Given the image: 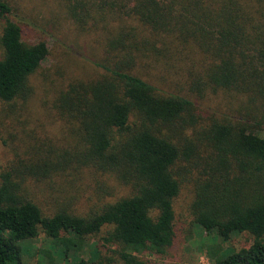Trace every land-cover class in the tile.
I'll list each match as a JSON object with an SVG mask.
<instances>
[{"label": "trees", "instance_id": "16d2710c", "mask_svg": "<svg viewBox=\"0 0 264 264\" xmlns=\"http://www.w3.org/2000/svg\"><path fill=\"white\" fill-rule=\"evenodd\" d=\"M31 1L0 0V102L18 114L49 54V34L24 38L19 16L32 14ZM54 1L86 36L96 73L51 82L68 144L0 173V264H23L41 233L76 264H154L141 255L174 244L185 185L193 223L215 235L212 263L264 264V0ZM85 169L100 193L116 183L125 193L79 211L67 187L76 191ZM57 178L66 187L40 202L31 179ZM101 232L116 259L97 248L77 257ZM235 234L247 244L223 246Z\"/></svg>", "mask_w": 264, "mask_h": 264}, {"label": "rangeland", "instance_id": "374dc122", "mask_svg": "<svg viewBox=\"0 0 264 264\" xmlns=\"http://www.w3.org/2000/svg\"><path fill=\"white\" fill-rule=\"evenodd\" d=\"M31 2L32 5H35L32 14L21 13L19 16L24 23V38L34 41L40 34L39 30L44 35L49 34V36H44L48 43L49 54L42 63L41 71L31 78L33 95L30 98V106L23 114L10 112L9 106L0 102V173L11 167L16 170L25 164H36L46 154L43 152L51 148V145L68 144L69 134L66 123L55 113L54 109L50 108L57 93L51 82L53 80L55 83H65L68 78L75 76L77 78H93L92 76L96 73L94 67L87 60L89 52H87V46L82 39L86 36L62 16L59 12V9H62L56 5V2L53 0H32ZM26 22H29V25ZM57 23L58 25H56ZM54 24L58 28H55ZM220 100L223 101L222 95L212 96L208 103L215 106ZM90 172L85 169L84 174L76 178L74 183L76 191L67 187L70 194L74 193L79 196L73 204L79 211H88L125 193L123 185L114 184L113 181H109L110 184L115 185L111 193H100L95 183L99 179H96ZM31 180L30 187L37 190L36 198L41 200L40 202L55 193L56 189H49L52 185L57 188L66 187V183L59 178L53 180L51 185L39 184L33 179ZM34 182L39 185L36 187ZM187 188V185L183 187L175 203L176 238L174 244L164 255H141L144 260L154 264H213L205 251L206 246L211 244L215 235H206L201 227L193 223L192 217L186 210L190 197ZM104 235L105 233L101 232L97 236L89 238L87 245L78 253L77 257L88 259L90 251L97 248L103 256L116 259V254L112 252L115 246L104 242L102 239ZM217 242L221 241L217 239ZM247 242L246 235L235 234L223 246L231 245L238 248L246 245ZM49 257L52 258V261L49 260ZM46 261H50L52 264L77 263L70 257L61 258L58 255L57 246L55 247L41 233L37 238L28 242V246L22 254V263L48 264Z\"/></svg>", "mask_w": 264, "mask_h": 264}]
</instances>
